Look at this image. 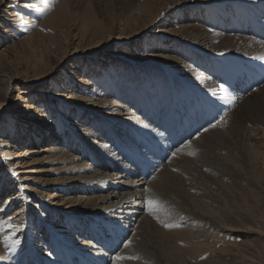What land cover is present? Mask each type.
Segmentation results:
<instances>
[{
    "label": "rangeland",
    "instance_id": "obj_1",
    "mask_svg": "<svg viewBox=\"0 0 264 264\" xmlns=\"http://www.w3.org/2000/svg\"><path fill=\"white\" fill-rule=\"evenodd\" d=\"M27 1L29 3L26 4V0H0V35L6 39L0 42V62L4 65L3 70L0 71V125L7 123L6 121L13 115L14 109H18V105L21 104L17 101L23 97L24 99L29 98V100L21 106L28 107L38 104L41 109L42 117L36 114L32 115L29 126H37L42 133H44L46 125L50 126L51 130H55L57 126L60 130L56 131L64 134L71 133L73 136L74 128L66 130L70 127L69 117L66 116L67 112L69 111L74 119L81 120L90 126L85 111L87 112V108L89 110L98 109L92 106L88 107L83 100L70 96L71 91L78 92L74 88L75 74L76 77L94 76L91 78L93 85L105 96L110 97L114 96V93H119L121 96L123 89L113 92L108 87L106 75H112L115 79H119V83L124 88L126 85L124 86L123 81L128 84L132 83L133 88L139 90L138 93L148 91L155 86L152 83L148 85L134 84H143L147 78L149 80L160 78L164 80L161 82L169 84L167 82L171 81L167 80V77L164 79L158 75L173 77L177 75L174 72L172 75L170 68L164 66L157 59L166 56V52L163 51L164 47L172 45L170 40H179L177 35L181 33L183 27L192 23L187 19L186 12L194 9V12L203 10L208 14L212 12V8L222 5V3L212 5L215 0H209L212 2L208 0ZM38 1L43 7V10L40 9L39 12L43 13L33 15L31 8ZM204 2H207L205 6H200ZM232 8L234 11L239 10L240 12L232 16L233 13L230 14ZM232 8L227 9L230 10L227 15L232 16L230 23L233 27L230 28V32L237 35L247 34L246 30L249 28L245 26H249V9L244 7L236 9L234 6ZM221 13L220 6L219 14ZM14 14H19V17L15 18ZM21 18L25 19L24 23L21 22ZM252 28L256 35H251L249 32V36L257 42L264 43V35L259 26L252 24ZM209 29L229 35L226 31L229 30L227 26L222 30L214 27H209ZM168 41H170L169 44H167ZM189 46L191 48L189 51L185 50L186 48L177 50L179 53L187 52L190 56L188 59L192 60L194 64L198 63L197 66L205 65L206 63L203 62L209 59L208 54H202L199 48ZM224 56L227 57L219 61L213 60L206 71L212 79L217 81L219 86L223 84L225 90L234 92L235 97L241 98L249 95L246 104H243L245 100H239L237 106L232 104L230 107L220 98L218 101H212L210 98L198 95L196 91L188 93V90L180 91V89L179 93L177 92L179 103H176L175 97H171L167 100L169 104L166 105L162 114L161 112L155 113L156 120H162L161 130L163 127L166 129L162 132H166L165 140L169 148L166 152H164V148L159 150L165 159L168 158L171 149L195 139L205 131L203 129H210L213 128V125H218L221 118L230 111L234 110L240 127L237 135L223 139L214 145H210L208 139L205 138L204 143H201L203 149L198 145L194 148L195 155H188L187 151L174 155L168 167V175H171L169 184L166 190L164 188L160 193L164 194L166 202H173L181 198L189 203L193 202L199 213L181 215L173 206L168 207L166 213L158 214L165 223L176 224L179 227L165 228L154 219L151 224L153 232L147 238L146 244L140 248L150 255L154 264H162V261L160 260L159 239L156 237L152 239V234L161 229L168 232L182 227L187 233L189 230L200 233L202 238L210 235L209 244L212 246L213 243L217 249L215 253L208 256L201 246L197 256L185 258L186 264H217L214 263L216 261H219L220 264H264V153L259 156L255 154L257 147L263 145L264 142V138L261 137L262 129H264V99L262 92H256L262 84L264 85V60H260L262 64H258L249 62V59L241 56ZM103 61H108V66L103 65ZM94 67L96 69L93 70ZM256 67H261L262 71ZM127 69L126 73L129 74V77L124 78V71ZM254 70L261 73L262 80L250 81L253 78ZM9 81L10 84L6 91ZM90 87H88L89 90ZM178 89L179 87H177ZM133 92L136 94L134 90ZM131 94L133 95V93ZM184 96L186 97L184 98ZM33 97L34 99L30 101V98ZM14 103L15 108L11 106ZM174 103L175 105H173ZM178 106H180V110L173 113ZM223 106H227V113H222V110H219L218 107ZM229 107L230 110H228ZM243 107H246L247 110L243 111ZM62 112L65 114L62 115ZM197 112L205 114L206 119L197 126L195 131L187 135L189 129L194 125L190 124L185 130L183 125L189 120V116H193ZM81 113L84 114L80 115ZM103 115L105 113L93 114L92 118L95 122L90 126L92 130L98 128L100 133L104 127L108 126L103 123L99 127L97 126L98 119L105 120ZM19 116L15 113L13 121L20 122L21 116ZM171 119H173V123ZM200 120L202 121L201 118L196 119V121ZM152 125L155 129L159 128L155 127L153 123ZM197 133L199 134L196 136ZM179 135H182L181 141H178ZM65 142L68 143V141ZM146 142L148 143V141ZM41 144L39 147L38 144L25 147L30 151L28 156L30 159L21 161V167L23 165L21 171L28 172L22 177L27 178L28 175H31L36 178L37 185L40 184V188L46 193V199L54 200L56 199L54 196L61 195L59 188L67 180H78L77 178L82 174L73 170L66 172L62 164L53 163L48 156L44 157L45 151L42 150L48 146V143ZM39 149L40 151H38ZM36 150L37 152H35ZM11 151L8 147L0 146V159L6 158V152ZM224 156L228 157L226 159L230 162L238 161L237 168L246 173L245 180H240L239 175L235 173L228 175L220 172L222 168L218 160ZM257 158L261 161H258ZM29 160H34V164L27 166L26 163ZM159 161L165 160L159 157ZM87 162L89 161L87 160ZM12 179L9 180L12 181ZM33 182L29 180L28 184ZM12 183L14 186L13 181ZM37 185L33 184L31 188L37 189ZM50 187L57 189H50ZM15 188L19 191L23 187L15 186ZM106 191L98 194H103ZM63 194L68 195L66 192ZM76 195L87 198V193L79 192ZM153 199L156 200L155 197ZM27 205L31 207L25 208L24 212L31 216L28 222L25 221L19 227V230L24 233V240L26 238L30 240L34 234L33 231H37V229L40 231L47 228L48 231H54L51 224L47 225L44 222L43 216V214L46 215L53 211L50 206L38 205L36 210L34 204ZM42 208L45 209L44 213L41 212ZM56 208L63 209L65 206ZM13 210L11 207L2 215L6 218L12 214ZM204 211H207L208 216L213 219L210 225L205 226L201 221L199 214H203ZM189 218L191 220L187 221ZM61 221L64 223L65 220L61 219ZM11 229L13 230V227ZM18 234L20 235V232ZM80 237L85 238L84 236ZM142 237L144 236L138 238V243L141 242ZM126 238L127 236L124 235V240ZM15 239L18 241L17 236ZM151 239L152 241H150ZM13 240L7 241L5 245L12 248ZM31 243L33 247H29L31 250L28 252L29 257H32V250L37 244L36 242ZM20 244L21 242L14 246L15 257L20 253L19 247L25 246L24 242ZM117 248L119 249V245ZM53 251L54 249L51 253ZM140 255H136V257L140 258ZM62 258L68 259L67 255ZM138 260L133 259L135 263ZM147 262L148 264L152 263L151 261Z\"/></svg>",
    "mask_w": 264,
    "mask_h": 264
},
{
    "label": "bare ground",
    "instance_id": "obj_2",
    "mask_svg": "<svg viewBox=\"0 0 264 264\" xmlns=\"http://www.w3.org/2000/svg\"><path fill=\"white\" fill-rule=\"evenodd\" d=\"M27 3L29 1L26 0ZM205 3L207 2L200 4V6H205ZM215 3H222L220 5L222 8L221 14H219L220 6L212 8V12L208 14L204 13L203 10L194 12L193 9L187 11L186 17L192 23L183 27L181 33L177 35L179 40H170L172 45L167 48L164 47L163 51L166 52V56L157 59L164 66L170 68L172 75L173 72L177 75L175 76L176 78L163 74L158 75L164 79L167 77V80L171 81L167 82L169 84L161 82L163 79L160 78H153L152 80L147 78L143 84H134L148 85L152 83L155 86L148 91L138 93L139 90L133 88L132 83L128 84L123 81L124 86L126 85L124 88L119 83V79H115L112 75H106L108 87L113 92L123 89L121 96L119 93H114L115 97H110L105 96L93 85L91 78H94V76L76 77V74L74 75L76 79L74 88L79 93L71 91L70 96L83 100L88 107L98 108L96 110L87 108V112L85 111L87 122H90V126L94 125L95 122L94 118H92L94 117L93 114L105 113L103 115L105 120L98 119L97 125L98 127L101 123L108 125L100 132L103 136L99 133L98 128L92 130L88 124L86 125L83 121L74 119L69 111L66 116L69 117L70 123L68 124L70 127L66 128V130L74 128V136L71 133L64 134L56 131L60 130L57 126L55 130H51L50 126L47 125L44 128V133H42L37 126H29L32 115L36 114L42 117L40 105L21 106L25 105L29 98L24 99L21 97L17 101L21 102L18 105V109H14L13 115L6 121L7 123L0 125V146L8 147L12 150L11 152H6V158L0 159V201L2 203L0 205V221L8 222L7 226L0 227V264H117L115 260L117 256L136 257V255L139 256L140 254V258L136 263L133 259H125L119 261V264H148L147 261H151V264H154L150 255L140 249L143 244H146L147 238L153 232L151 224L155 219L148 213L147 200L155 197L156 200L164 205L165 209L174 206L173 208L181 215H196L199 213L193 202L189 203L183 198L173 202L164 201V194L160 192L164 188L166 190L169 184L171 175H168V167L171 164L170 162H172L174 155L176 156L185 151L193 152L197 145L203 149L204 147L201 143H204L205 138L208 139L210 145H214L223 139L234 137L240 127L237 122L238 118L234 110L230 111L221 118V121L215 127L203 129L205 131L199 136L197 135L201 131L197 133L195 139L171 149L169 156L167 152V156L170 158L165 159V156L159 150L164 148L163 150L166 152L169 148L165 140L166 132H162L166 131V129L163 127V130H161L160 123H162V120H156L155 113L161 112L162 114L166 105L169 104L167 100L171 97H175L176 103H179L177 94L180 89V91L188 90V93L196 91L198 95H203L212 101H218L220 98L227 102L230 107L232 104L235 106L239 100H245L246 102L244 101L243 104H246L249 95L240 98L235 97L233 95L234 92L224 88L221 91L217 81L211 78L206 69L213 60L225 59L227 56L224 55L241 56L249 59V62L258 64H262L260 57H264V43L262 41L257 42L249 36V32H251V35H256L252 24L259 26L264 35V0H215L212 5ZM233 6L236 9H243L242 7L249 9V26H245L249 28V30H246L247 34L237 35L230 32V28L233 27L230 19L240 12L239 10L234 11ZM228 8H232L230 12V14L233 13L232 16L227 15V12L230 11L227 10ZM31 9L33 15L43 13L42 11L39 12L40 9L43 10L39 1L34 3ZM13 16L17 18L19 14H14ZM21 22L24 23L25 19L21 18ZM225 26L229 29H225L229 35L222 34L218 30L209 29V27H214L222 30ZM4 40L6 39L3 35H0V42ZM188 44L199 48L202 54H208L209 59L203 62L206 63L205 65L199 64L197 66L198 63L194 64L192 60L188 59L190 56H188L187 52H178L177 49L179 48H186L185 50L189 51L191 48ZM174 46L175 48H173ZM228 59L232 60L231 58ZM107 62L103 61L102 64L108 66L109 62L108 64ZM3 68L4 65L0 62V71ZM256 68L262 71L261 67ZM94 69L96 68L94 67ZM127 71L128 69L124 71V78L129 77V74L126 73ZM260 75L259 71L254 70L253 78L250 81L262 80ZM9 84L10 81L7 82L6 91ZM88 87H90V90ZM177 87H179L178 90ZM256 92H262L264 99L263 84ZM32 99L34 97L30 98V101ZM11 106L15 108V103ZM230 107L228 110H230ZM218 108L222 110V113H227V106ZM242 109L243 111L247 110L246 107ZM139 110L141 112H138ZM179 110L180 106L173 113ZM15 113L21 116L20 122L13 121ZM64 114L62 112V115ZM82 114L84 113L80 115ZM200 118L202 121H196V119L199 120ZM205 119V114L197 112L193 116H189V120L184 123L183 129L185 130L190 124L194 125L189 129L187 133L189 135ZM62 121L65 122L64 119ZM171 121L173 123V119ZM152 123L155 127H159L156 129L160 130L157 131ZM112 129H114V132L111 133ZM255 130L257 131L258 129ZM262 131L261 137L264 138V129ZM181 139L182 135H179L178 141H181ZM65 141H68V143ZM41 143H48V146L42 150L45 151L44 157L48 156L53 163L62 164L66 172L73 170L82 174L77 178L78 180H67L59 188L61 195L54 196L56 198L54 200H50L51 198L46 199V193L40 188V184L37 185L36 178L31 177V175H28L27 178L22 177L28 172L21 171L23 169L21 161L30 159L28 157L30 151L25 149V147L28 148L29 145L36 146L37 144L39 147ZM263 153L264 142L255 151L256 156ZM159 157L165 161L160 162ZM231 157L234 158L233 156ZM226 158L228 157L224 156L218 160L222 168L220 172L228 175L235 173L239 175L240 180H245L246 173L237 168L239 165L238 161L236 163L234 161L230 162ZM257 160L261 161L259 158ZM33 164L34 160H29L26 163L27 166ZM9 179H12L14 186ZM29 180L34 182L28 184ZM33 184L37 185V189L31 188ZM15 186H22L23 188L18 191ZM50 189L57 188L50 187ZM104 190L107 191L103 194H98ZM63 192L68 195L63 194ZM79 192L87 193V198L77 196L76 193ZM27 204H34L36 210L38 205L50 206L53 211L46 215L43 214L44 222L47 225L51 224L56 233L53 230L48 231L47 228L41 229V232L37 229V231H33L34 234L30 240L27 238L24 240V233L19 230V227L25 221L28 222L31 216L24 212L25 208L31 207ZM64 206L65 208L63 209L56 208ZM11 207L14 209L12 214L4 218L5 216L2 214ZM41 212L44 213L45 209L42 208ZM199 215L203 225H210L213 222L207 211ZM61 219L65 220L64 223H62ZM189 220L191 219H187V221ZM12 227L13 230L11 229ZM18 232H20V235H17ZM124 235L127 236L126 240H124ZM142 235L144 237L138 243L137 240ZM15 236H17V240L21 244L22 242L25 244L24 247H19L20 253L16 257L13 253L14 246H16V243H14L16 241ZM80 236L85 238L82 239ZM152 236V239L154 237L159 239L162 264H186L185 258L197 256L202 247L204 252L208 253V256L217 250L213 246V241L211 242L212 246L209 244L210 235L202 238L200 233H195L193 230H189V233H187L183 227L168 232L161 229L156 233L154 232ZM12 239H14L12 248L5 245L7 241H12ZM201 240L203 241L200 243ZM31 242H36L37 244L32 250V257H29L28 252L31 251L29 247H33ZM118 245L119 249L117 248ZM52 249H54L53 253H51ZM65 255H67L68 259L64 260L62 257H65ZM214 263L220 264L219 261Z\"/></svg>",
    "mask_w": 264,
    "mask_h": 264
},
{
    "label": "snow or ice",
    "instance_id": "obj_3",
    "mask_svg": "<svg viewBox=\"0 0 264 264\" xmlns=\"http://www.w3.org/2000/svg\"><path fill=\"white\" fill-rule=\"evenodd\" d=\"M26 7H28L26 5ZM260 59L264 60V57H260ZM223 84L220 85V89L221 91H223ZM213 127H215V125H213ZM188 155H195L194 152H189L187 153ZM147 209H148V213L149 215H152L153 218H155L157 220L158 223H161L163 227L165 228H175V227H179V225H176V224H169V223H165L164 220H162L160 218V216L158 215V213L160 212H167V210L165 209L164 205L158 201V200H153V199H148L147 200ZM8 222L7 221H0V227H4V226H7ZM14 243L18 244L19 241H15ZM127 246V245H126ZM132 260V259H139V257H121V256H117L115 257V260L117 262V264H119V261L121 260Z\"/></svg>",
    "mask_w": 264,
    "mask_h": 264
}]
</instances>
